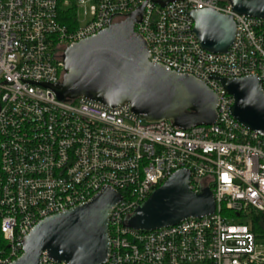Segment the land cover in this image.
<instances>
[{"label":"built area","instance_id":"2783aa9c","mask_svg":"<svg viewBox=\"0 0 264 264\" xmlns=\"http://www.w3.org/2000/svg\"><path fill=\"white\" fill-rule=\"evenodd\" d=\"M140 9L134 28L150 62L207 85L218 97L214 125L183 130L147 122L129 105L57 98L52 87L62 82L66 49ZM205 9L236 23L226 53L206 51L194 34L190 13ZM68 10L72 21L64 19ZM249 76L264 91V19L239 15L226 0H0V232L7 244L0 264L21 257L41 221L106 189L121 201L110 216L105 264H264V237L237 221L264 212V138L232 118L233 98L219 80ZM181 170L190 172L194 193L212 191L215 212L154 231L126 227ZM41 264L65 263L44 252Z\"/></svg>","mask_w":264,"mask_h":264},{"label":"water","instance_id":"95a60500","mask_svg":"<svg viewBox=\"0 0 264 264\" xmlns=\"http://www.w3.org/2000/svg\"><path fill=\"white\" fill-rule=\"evenodd\" d=\"M235 13L264 19V0H226ZM142 9L128 20L66 49L64 76L53 86L60 101L83 98L109 108L129 105L147 122H172L188 130L212 126L218 120V97L202 81L150 62L147 43L135 31ZM194 34L208 52L226 53L233 44L232 16L213 10L194 11ZM233 98L232 118L264 138V91L257 77L219 79ZM48 87V85H43ZM191 174L172 175L126 222V227L154 231L215 212L212 191L194 193ZM121 195L104 190L93 200L50 216L23 241V254L12 264H41L44 252L65 264H105L110 253V216Z\"/></svg>","mask_w":264,"mask_h":264},{"label":"trees","instance_id":"16d2710c","mask_svg":"<svg viewBox=\"0 0 264 264\" xmlns=\"http://www.w3.org/2000/svg\"><path fill=\"white\" fill-rule=\"evenodd\" d=\"M64 19L67 21L74 19V12L72 10H68L65 13ZM65 23V21H63ZM232 217L236 218L235 215H231ZM238 222H245L246 224H249L251 227V230L257 235V236H263L264 235V212H256L252 211L250 213V216L246 219H243L242 217L237 218ZM0 250H7V244L4 241L2 234L0 232Z\"/></svg>","mask_w":264,"mask_h":264},{"label":"rangeland","instance_id":"374dc122","mask_svg":"<svg viewBox=\"0 0 264 264\" xmlns=\"http://www.w3.org/2000/svg\"><path fill=\"white\" fill-rule=\"evenodd\" d=\"M78 16H79L80 23L81 24L85 23L86 17H85V10L83 8L79 10ZM262 237H264V235L259 236V238H262Z\"/></svg>","mask_w":264,"mask_h":264}]
</instances>
